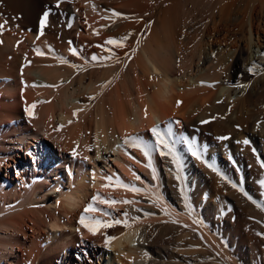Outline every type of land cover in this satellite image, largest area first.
Returning <instances> with one entry per match:
<instances>
[{"label":"bare ground","instance_id":"bare-ground-1","mask_svg":"<svg viewBox=\"0 0 264 264\" xmlns=\"http://www.w3.org/2000/svg\"><path fill=\"white\" fill-rule=\"evenodd\" d=\"M0 25V264H132L137 230L144 264H241L231 235L257 248L241 191L264 181V0H0ZM23 149L35 177L11 185Z\"/></svg>","mask_w":264,"mask_h":264},{"label":"rangeland","instance_id":"rangeland-1","mask_svg":"<svg viewBox=\"0 0 264 264\" xmlns=\"http://www.w3.org/2000/svg\"><path fill=\"white\" fill-rule=\"evenodd\" d=\"M110 27L108 26L106 28L109 29ZM252 45L253 46H251V53H252L251 59L252 58H255V59L263 58V52L260 50V48H258L257 46L255 47L254 43ZM122 59H124V57H121L119 60H122ZM241 68L245 69V64L242 63ZM234 94L232 96L233 99H235L236 97V95ZM31 148H32L31 149L32 155H34L35 157H39L42 160V162H44L45 156L42 153H40L41 147H39V149L37 150L38 152L37 155H35L36 150L33 148V145H31ZM54 152L56 153V156H58L57 154L59 153V151H57L56 148L54 149ZM13 159L16 160V162L14 160H10V162H8L6 166H3L1 170V174L3 175V177L6 178V176L8 175V171L11 172L10 184L14 185L15 182L19 181V179L17 180V176H18L17 173L19 171L27 181L29 180V182H31L32 180H34L35 176H32V172H30L28 167L26 169V165L32 166V163L34 161L33 159H31V157L26 155V149L18 151L17 154L14 155ZM46 164L52 167V160L48 159V162ZM92 164L93 163L90 162L89 166H91V169H92ZM21 174L19 176H22ZM37 174L39 173L37 172ZM88 175H89V179L87 180V185L89 189L93 191L95 186H97L96 184H94V182L97 181V178H93L91 176L92 172H89ZM67 185L68 184H66L65 186L66 190L68 189ZM241 192L246 197L249 198L248 199L249 202L250 201L252 202V203L250 202V204L253 205V207H251V205L248 204L249 208L251 207L250 208L251 211L248 210L249 209L248 207H246V211L248 210L249 213L247 212V217L250 219V222L252 223V226L254 227V229L256 228L257 235L259 234V238H260L258 242L259 245H257V248H256L255 245L253 246L252 244H250V241L246 243L244 240L234 235L230 236L228 240V245L230 247V250L233 252V254L236 255L238 259H240L241 264H264V256L262 254L264 253L263 252V249H264V187H262L261 185H257L255 187H251L247 189L244 188ZM225 214L227 213L225 212ZM116 220H118V217L115 215L114 221ZM114 221L112 223H114ZM69 227L70 226L65 227L66 233L73 232L74 235H76L77 233L81 232V227H79L78 225L72 226L74 228H69ZM138 231L139 230H137V234H135L137 236H134V239L129 243V248L131 247L133 251L134 250L137 251V254L138 253L140 255L143 254L141 255L143 257L141 258L139 257L140 255H138L136 260H133L134 262L131 261L132 264H144L145 260L146 261H148L149 259L151 260L153 259V256H154L149 251L147 252V250L145 249L146 242L144 240L143 235H140L141 233H138ZM249 245H252V249H249Z\"/></svg>","mask_w":264,"mask_h":264},{"label":"snow or ice","instance_id":"snow-or-ice-1","mask_svg":"<svg viewBox=\"0 0 264 264\" xmlns=\"http://www.w3.org/2000/svg\"><path fill=\"white\" fill-rule=\"evenodd\" d=\"M47 19H48V14L45 13L44 16H43V19L41 21V27H43V25L47 22ZM2 27H3V25H0V28H2ZM40 34L42 35L43 32L41 31ZM0 43H2V41H0ZM107 43L114 44V43H116V41L110 39L109 41H107ZM34 107H35V104L32 105V108H34ZM27 111H28L29 115H32L31 108L27 109ZM205 123H207V121H205ZM152 132L159 139L160 143L164 144V147H168V145L163 141V138L161 137V133H160V131L158 129L154 128V129H152ZM221 139H228V137H221ZM126 143H129V141H126ZM131 143H133L134 146L141 148V150L144 152V154L146 156L148 155V152H147L146 148L141 146L139 137L131 138ZM243 143L244 144H248L249 141L248 140H244ZM169 151L171 152L170 148H169ZM73 155H76V153L74 152ZM194 155H196V153H194ZM197 158L199 159L200 157L197 155ZM261 166L264 167V164H262ZM208 167H210L213 171H217V169L211 164H208ZM107 179L109 181L112 180L111 177H108ZM260 183H261V186L264 187V181H261ZM117 184H118V186H123L124 188L129 189V190H131L133 192H138L139 191V189H136L134 187H130L129 185H124L122 182H119V181L117 182ZM233 187H236V185H233ZM95 199L99 200L100 198L97 196ZM101 202L105 203V204H109V206H111V205H114L116 203H120L121 201H116V200L112 199V200H102ZM123 203H132V201H123ZM94 211H97V209L95 207H93L92 205H89L85 209V213L94 212ZM86 220H87V217L86 216H82L81 219H80V223L82 225H84L88 229V231L91 232L93 235L97 234V230L99 228H108V227L114 226V224H120L121 223V221H119V220L114 221V223H105V222L100 221V220H93L91 222L86 223ZM124 226L128 227L130 225H128L127 222H124ZM114 239H116V237H108L106 239V242H108L110 240H114Z\"/></svg>","mask_w":264,"mask_h":264}]
</instances>
